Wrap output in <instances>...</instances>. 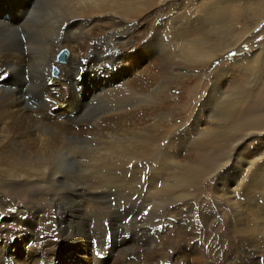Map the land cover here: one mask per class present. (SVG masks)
Masks as SVG:
<instances>
[{
	"label": "bare ground",
	"instance_id": "bare-ground-1",
	"mask_svg": "<svg viewBox=\"0 0 264 264\" xmlns=\"http://www.w3.org/2000/svg\"><path fill=\"white\" fill-rule=\"evenodd\" d=\"M0 11V264L24 248V264H61L63 244L93 247L95 264H264V152L245 149L264 135V47L244 46L264 0H0ZM102 41L114 73L93 82L90 104L109 101L95 117L78 78ZM229 64L245 77L224 93ZM52 101L76 129L52 127ZM84 132L88 155L70 142Z\"/></svg>",
	"mask_w": 264,
	"mask_h": 264
},
{
	"label": "rangeland",
	"instance_id": "rangeland-1",
	"mask_svg": "<svg viewBox=\"0 0 264 264\" xmlns=\"http://www.w3.org/2000/svg\"><path fill=\"white\" fill-rule=\"evenodd\" d=\"M196 3H198L199 1H202V0H194ZM258 2V0H253V4H255V3H257ZM249 11V10H248ZM1 12V11H0ZM6 14V13H5ZM2 15H3V13H1V15H0V19H3V17H2ZM8 16H9V14H7ZM14 17L16 18L17 17V14H15L14 15ZM252 26H253V28H255L254 30H253V32H254V34L252 35V38H254V37H258V38H255L253 41L254 42H251L250 44H245L244 46H245V49H247V50H250V49H256V48H258L259 47V44L261 45V46H263L264 47V18H261V19H259V20H257V21H255V23H250ZM242 26H243V24H242ZM63 35V34H62ZM153 34H151V36H152ZM250 35V34H249ZM150 36V37H151ZM152 38V37H151ZM165 41H167V40H165ZM100 46V47H98L99 49H97V54H94V52L92 51L88 56V58H87V60H86V62L84 63L85 65H88V64H91V67H92V71L91 72H83L82 71V68H81V78L79 77L78 78V84H79V86L82 88V97L83 98H81V101L82 102H84L85 100H87V99H89L90 97H91V95L93 94V92H94V90H95V85L93 84V82H99V83H97L98 84V86L100 85V83L104 80V78H106L107 76H111V72H113L114 73V71H113V68H107V66H108V64H107V61L108 60H104V57H102L101 56V49H104V42L102 41L101 43H99V44H97V46ZM158 48H153L152 50H151V52H149L150 54V58L151 59H154V55H155V51L157 50ZM62 50H67L68 51V55H67V62L66 63H62V64H64V65H67L68 64V62H69V59H70V57H69V55L71 54V52H70V50L69 49H66V48H64V49H62ZM61 50V51H62ZM60 51V52H61ZM44 52V50H40V53H43ZM47 53V52H46ZM154 53V54H153ZM158 53L159 52H157V56H159L158 55ZM152 54V55H151ZM59 55V54H58ZM58 59V58H57ZM103 59V60H102ZM102 62V63H101ZM152 62V61H151ZM58 63V60H57V62H56V64ZM60 63V62H59ZM97 64V65H96ZM144 66V67H143ZM98 67V68H97ZM101 67V68H100ZM151 67V63H145V64H143L142 65V67L139 69V71H141V72H146V70L148 69V68H150ZM242 67V69H243V66H241ZM241 67L238 69L237 68V66H234V65H228V69H227V71L229 72V75L225 78V80H224V84H223V92L225 93L226 92V90H227V88L232 84V81H233V77L234 76H236L237 78H242V77H245V73L244 72H242V69H241ZM142 68H143V70H142ZM241 69V70H240ZM58 71L57 73H54V71ZM102 70V71H101ZM237 70V71H236ZM226 71V72H227ZM44 72V71H43ZM234 74H233V73ZM51 75H52V77L56 80H58L59 79V74H60V70H58V68H55V67H53L52 68V70H51ZM83 74V75H82ZM139 73H137L136 75H138ZM136 75H134V74H132L131 76H130V79H132V78H135V77H139L140 75H138V76H136ZM28 76L29 75H27V78H28ZM112 77V76H111ZM129 77V76H128ZM229 77V78H228ZM137 78H135V79H137ZM140 78V77H139ZM29 81V82H28ZM125 81H126V79H125ZM208 81V80H207ZM82 83V84H81ZM16 83H13V82H11V83H9V85H11V86H15L13 89L14 90H17V88H18V85H15ZM31 85H32V82H31V79H27V85L25 86V85H23V86H25L24 87V89H23V87H22V97L24 98V100L25 101H27L28 103H31L30 105L32 106V107H34V108H37L39 105L38 104H36L37 103V98H36V96L35 95H33L31 92H29V88L31 87ZM209 85V88L211 87V83H209L208 84ZM28 86V87H27ZM21 87V86H20ZM50 87H51V85H50ZM54 87V88H53ZM27 88V89H26ZM57 88H59V87H55V86H52V91H54V95L56 94V96H58V92H57ZM230 88V87H229ZM19 89H21V88H19ZM27 91V92H26ZM83 93L85 94V96L87 97H85V96H83ZM200 93V98L201 97H205L207 94H205V90H202L201 92H199ZM32 94V95H31ZM176 94H177V96L178 97H180V95L181 94H179V92H176ZM202 95V96H201ZM101 97H102V95H101ZM198 97V98H199ZM200 98L198 99V100H200ZM57 99H58V97H57ZM96 99H99V98H96ZM95 99V100H96ZM53 102V104L54 105H56L55 106V108H56V110L54 111V112H59L60 113V111H63V109H58L59 108V105H58V103L57 102H55V101H52ZM200 102V101H199ZM199 102H197V104L199 103ZM90 103H92L90 100H87V101H85V104H86V106H85V108H84V111H87V110H89V109H91L92 107H93V104H90ZM196 102H193V104L191 105V108H192V110H193V108H195L196 107ZM37 106V107H36ZM105 106H107V107H109V101L107 100V99H105V98H101L100 100H99V102L98 103H96L95 105H94V107H93V109H92V114H94V116L96 117V116H98L99 114H100V112L105 108ZM193 106V107H192ZM199 107V106H198ZM64 112V111H63ZM62 112V113H63ZM80 113V112H79ZM52 115H56V114H52ZM79 115V114H78ZM56 116H59L60 117V119H59V117L57 118V121L58 122H56L55 124H53L52 125V127H54L55 129H57L58 131H61V130H64L65 128L67 129V128H74V129H76L77 128V126H78V124H76V123H71V124H59V122L60 121H63L64 119L63 118H65L63 115H59L58 113H57V115ZM190 116H191V114H190ZM187 117H189L188 115H187ZM74 118V117H73ZM191 120V119H190ZM73 121H74V119H73ZM181 122L182 121H180L179 122V119H177V122L176 123H180L181 124ZM183 123H186L185 121H183ZM113 125H115V123H113ZM86 126V124L84 123V127ZM85 133L86 132H84V133H81L80 135H78V137H77V140H73V141H70V142H72L73 143V145L74 146H77V147H79L81 150L80 151H82L83 150V152H84V154H86V155H88L90 152H91V150L89 149V140H88V137H86V135H85ZM261 137V138H260ZM263 138V140H264V135H257V137H255L254 139H253V141H251V143H249V144H247L246 145V147H245V149H251L250 150V152H254V153H257V152H259V153H263L264 152V147H263V144L261 145L260 143H259V141L261 140ZM259 139V140H258ZM64 143H67V141H65V140H59L58 142H57V146L58 147H61V145L62 144H64ZM164 146H165V144L163 143L162 144V147L164 148ZM256 148V149H255ZM215 185V182L214 181H210L209 183H208V186H207V188L208 189H210L211 187H213ZM216 186V185H215ZM115 199L113 198V201H114ZM137 200V197H135V199H133V201H136ZM48 205V206H47ZM121 209L122 210H124L123 208H125V205H124V201H122L121 202ZM44 206H46V208L47 209H50L51 208V206L48 204V203H45V205ZM23 207H24V203H23V201L22 202H19L18 204H16L15 205V210H11V212L13 213V214H16L17 212L18 213H20L21 211H22V209H23ZM50 207V208H49ZM50 210H48V212H49ZM227 211V210H226ZM95 224L96 223H93V227H95ZM84 247H86V246H84ZM79 248H81V245H77L76 247H68V246H66L65 244H63V245H61L60 246V253H59V255H58V258H60V263L61 264H95V262H91L92 261V259L91 260H89V258H90V256L88 255V254H90V253H92V252H94V248L93 247H89V248H87L86 249V251H80L79 250ZM2 249V247L0 246V251H2L1 250ZM16 250L15 249H11L10 250V252L9 253H7L8 255H10L11 256V258L12 259H14L16 262H18L19 264L21 263V264H24L25 262L27 263V262H29L30 260H31V257H33L34 256V254H32L30 251H28L27 249H17V251L15 252ZM17 253V254H16ZM85 254V255H84ZM113 256V255H112ZM82 257V258H81ZM114 257V259H116V258H118L117 256H113ZM79 258V259H78ZM88 259V260H87ZM104 259V258H103ZM113 258H112V260H114Z\"/></svg>",
	"mask_w": 264,
	"mask_h": 264
},
{
	"label": "water",
	"instance_id": "water-1",
	"mask_svg": "<svg viewBox=\"0 0 264 264\" xmlns=\"http://www.w3.org/2000/svg\"><path fill=\"white\" fill-rule=\"evenodd\" d=\"M68 51L67 50H62L61 52H59V60L60 61H65L66 60V55H67ZM54 73H56V70L54 71Z\"/></svg>",
	"mask_w": 264,
	"mask_h": 264
},
{
	"label": "snow or ice",
	"instance_id": "snow-or-ice-1",
	"mask_svg": "<svg viewBox=\"0 0 264 264\" xmlns=\"http://www.w3.org/2000/svg\"><path fill=\"white\" fill-rule=\"evenodd\" d=\"M7 77V72H0V81Z\"/></svg>",
	"mask_w": 264,
	"mask_h": 264
}]
</instances>
